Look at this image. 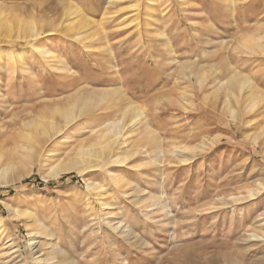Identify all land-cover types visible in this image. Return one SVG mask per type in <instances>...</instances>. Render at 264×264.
I'll return each mask as SVG.
<instances>
[{"label": "rangeland", "instance_id": "374dc122", "mask_svg": "<svg viewBox=\"0 0 264 264\" xmlns=\"http://www.w3.org/2000/svg\"><path fill=\"white\" fill-rule=\"evenodd\" d=\"M34 1L0 0V17ZM63 1L100 29L87 47L51 30L32 42L46 56L28 42L0 45V170L15 163L9 177L22 176L0 187V264H264V49L253 46L264 43V0ZM35 12L46 25L75 18L56 0ZM235 73L253 94H236L237 119L223 98ZM103 90L139 105L160 139L126 160L115 150L84 176L47 178L100 141L126 103H93L33 153L23 147L22 135H35L28 125ZM144 127L126 134L130 149Z\"/></svg>", "mask_w": 264, "mask_h": 264}, {"label": "bare ground", "instance_id": "6f19581e", "mask_svg": "<svg viewBox=\"0 0 264 264\" xmlns=\"http://www.w3.org/2000/svg\"><path fill=\"white\" fill-rule=\"evenodd\" d=\"M45 1L46 0L34 1V5L27 12L26 11H19L14 7L11 10L10 14L6 18L0 17L2 20V24H3L1 26L2 31L0 30V45L1 46H4V45L13 46L15 43H17V44L21 43V42L32 43L34 41H36L38 43L40 40V37L47 34V32L49 30H51L53 32H57V33H62L64 35L66 34L68 37L75 40L80 45L83 44V46L85 45L86 47L88 46V43L91 42V39H93L94 37H97L100 29L98 30L94 27L92 28L89 26V25L93 24V21L91 19L87 18L85 15H83L82 12L75 9L73 4L65 2L63 0H56V1L64 4V14H66V16L68 17V21L70 19L69 18L70 16L75 17V18L72 19V21L68 25H66L65 27H62L61 24L57 25V23H56L57 21H55V20L48 22L46 25V22H42L41 18H37V13L35 12V9L37 10V8L38 9L42 8V5L45 3ZM36 2H37V5H35ZM4 11H5L4 6L0 4V16L4 14ZM64 14L62 13L61 16H63ZM60 26H61V28H60ZM53 35H55V34H53ZM253 42H254L253 46L255 48H257V50H259V49L261 50L262 48L264 49V45H263L264 43H259V42H255V41H253ZM32 45H33V47H35V49H37L36 50L37 53L39 52V54H41V55L46 56L49 53H51V49L46 50V48H43V46H36L33 43H32ZM52 55H55V54H52ZM0 58H1V62L4 61L3 59H5V58H2V56H0ZM53 60H54V57H53ZM2 64H4V63H2ZM187 73L188 72H186V74ZM204 75H205V73H204ZM193 76H195V75H193ZM203 76L201 75L202 78L197 76L198 77L197 78L198 85L200 84L202 86V80H204V81L206 80V79H203L206 76L205 77H203ZM185 77H187V75ZM223 85H224V88L226 90L227 89L230 90V95L228 93H226L225 96L223 97L225 100L224 105L228 108L232 117L234 119H237L240 111L238 109V106H237V108L233 107V105L237 101L236 100V98H237L236 94L237 93H243L242 99L245 98L246 100L249 99L248 98L249 96L252 97L253 94L251 92H249L250 94L248 95V89H249L250 83L248 82V79L246 77L240 76V75H238V73H235V75L232 76L228 81L223 82ZM220 87H222V85ZM256 93H258V92H256ZM94 95L77 93L76 95H74L73 97L70 98V101H68L67 107L66 106L63 108L62 107H56V109H51L52 111L53 110L54 111L52 112V114L50 116L45 118L43 122H38V123L34 122L35 123L34 125H28L30 127L33 126L32 128H34V132H35L34 137L32 135H26V134L22 135V138L24 140H26V142H27L26 145L24 144L25 146H23V147L28 152L33 153V151L39 150L40 147L43 148V147L47 146V144H49L51 142L52 138H56L57 136L62 135L63 132L65 131V129H67V126L71 125V123L74 121V119H76L78 116H83L85 113H91L92 109H93V107H92L93 103L101 104L102 102H106V101L111 103L113 101V99H117V97L119 100L122 99V101H125L126 104L124 107L121 106V108L123 107V109H121L119 111L120 114L118 115L116 122H113L111 124V126L107 129L106 133L102 134L100 141H98V142L96 141V142H93L91 144L82 146L80 148V150L75 152L74 155L68 154L69 157H68V159H66V161H64L61 164L53 165L51 167V169L48 173V176H46L47 178H49V179L61 178L62 175H66V174H69L71 172H74V173H77L81 176L82 175L84 176V174H86V171L93 168V165L95 164L96 160H98V162H97L98 164L101 163L102 161L107 163L109 160H111L114 157V156L112 157V153H114L115 150L122 151V155L119 156L118 159L126 160L128 158V156L133 155V153H136L138 150H140V148L142 149V147H145L146 145L149 148V145L153 146V143L155 141H157V139H160L157 136H155V134L149 130V126L147 125V123H149V122L146 123V122H144L146 120L142 119L144 117H143V113L140 109V106L126 100L125 97L123 96L124 94L122 91L117 90V91L111 92V91H104L103 90V91H100L98 93H95ZM246 95H247V97H246ZM118 99H117V101H118ZM214 101H215V99H214ZM215 102H217V100ZM123 105H124V103H123ZM86 108H89L87 110V112L84 111V109H86ZM216 108H217V106H216ZM116 113H117V111H116ZM214 113H216V112H214ZM220 117H222V116H220ZM139 125L140 126L144 125L145 131H143L142 137L139 141L140 144H138V145H136L130 149L129 145L127 144L128 140H127V138H125V136L131 128H136ZM136 131H138V130H136ZM211 142H213V141H211ZM154 148H153V150L157 153V156H160L162 153L160 154L161 150H160L159 146H156L155 149ZM179 151H181V150H179ZM21 152L22 151L20 150V152H18V154H20ZM26 156L31 157V155L29 156V154H26ZM66 157H67V155H66ZM155 158H157V157H155ZM99 161H101V162H99ZM118 164H119V162H118ZM107 165H108V163H107ZM105 166H106V164H105ZM15 167H16L15 163L5 164L1 167V170H0V187L1 186L6 187V185L9 184L10 182L15 183L18 179H20L22 177V176L9 177L10 171L14 170ZM11 176H13V175H11ZM88 187L93 188L96 186L95 185H88ZM11 212L17 216L20 215V216L24 217L23 215H25L20 211L15 212L12 209H11ZM3 220H4V218L0 217V230L3 227ZM116 229H118V227ZM38 235H40V234H38ZM45 235L46 234H44V232H43V235H40L44 239L41 241V246L39 248L40 251L44 250V248H46L45 246L48 245L45 242V240H47ZM44 255H45V253H44ZM211 264H212V262H211Z\"/></svg>", "mask_w": 264, "mask_h": 264}]
</instances>
